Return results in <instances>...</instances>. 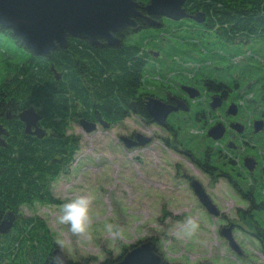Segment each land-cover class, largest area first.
Instances as JSON below:
<instances>
[{"label": "rangeland", "instance_id": "rangeland-1", "mask_svg": "<svg viewBox=\"0 0 264 264\" xmlns=\"http://www.w3.org/2000/svg\"><path fill=\"white\" fill-rule=\"evenodd\" d=\"M185 29L184 31H187ZM183 33V32H182ZM179 34V33H178ZM142 35V34H141ZM141 35L134 36L138 39ZM212 37V36H210ZM209 43H214L208 38ZM170 37L169 47L166 50L180 57L181 53L194 55L199 58V52L194 47L180 48L173 45ZM175 49L176 51H172ZM203 56L208 57L209 51L221 53V48L216 45L202 44ZM3 51L0 48V54ZM224 52V53H223ZM223 54L232 56L229 60V70L233 80L239 88L245 89L244 106L240 112L243 119H257L264 112V45L259 42H250L245 45H234L223 49ZM180 57H168L163 65L155 67L160 69L161 77L147 69L145 76V89L158 92L161 87L174 86L176 81L189 84V79L195 76L196 64L186 62ZM166 58V56H164ZM178 59V60H177ZM17 59H15V62ZM169 68L171 66L172 68ZM189 73V74H188ZM179 77V79H178ZM9 80L8 71L0 63V82ZM187 118V119H184ZM211 119V118H210ZM259 119V118H258ZM248 121V120H246ZM259 121V120H257ZM134 119L126 121L123 126L142 128ZM177 130L176 138L183 140L200 141L202 151L207 146L223 149L222 144H216L203 139L206 132L204 126L196 122L191 116L179 115L173 121ZM123 126H116L103 132L101 128L96 133H86L79 126H70L68 134L80 139L79 150L74 156V162L69 171L62 174L52 182L50 190L55 204L33 202L23 205L20 213L25 217L41 219L48 229L53 241L59 249L57 238L70 240L72 243L61 249L72 264H103L115 261L122 252L128 251L131 246L147 239L156 242L157 254L168 264H264V254L261 252L260 243L252 236L242 231H248L247 222L240 217L239 209L246 204L227 183L218 179L208 183V179L194 173L212 203L223 215L224 221L209 215L187 187L180 173L175 175V169L184 168L187 173L192 172L189 165L178 160L175 153L165 148L161 143H155L148 148L136 151H127L122 145H116L114 136L122 132ZM146 135L151 133L160 140L164 135L161 127L152 125L143 128ZM261 145L260 148L255 146ZM249 150L259 149L264 151V131H259L252 136ZM187 147L194 149L190 143ZM257 151V150H254ZM252 151V152H254ZM258 152V151H257ZM139 157L141 161L135 160ZM177 161L179 164L176 165ZM222 162V160H221ZM230 173V172H229ZM239 173L246 176L244 170L236 168L233 174ZM245 189L247 181L239 180ZM256 196L264 201V188ZM259 191V192H260ZM77 196H88L92 200L91 222L89 224L90 240L84 247L76 243V238L71 236L67 227L57 222V215L63 203ZM243 198V197H242ZM187 217H193L200 225L199 231L192 239L179 236L181 226ZM258 226L264 232V208L255 214ZM226 220L239 224L242 229L233 230V238L240 247L241 256L232 251L226 240L220 236V227ZM112 224L121 232L120 237L108 235L105 231L106 224ZM224 227V226H222Z\"/></svg>", "mask_w": 264, "mask_h": 264}, {"label": "trees", "instance_id": "trees-1", "mask_svg": "<svg viewBox=\"0 0 264 264\" xmlns=\"http://www.w3.org/2000/svg\"><path fill=\"white\" fill-rule=\"evenodd\" d=\"M134 1L143 7L149 0ZM183 9L192 21L201 15L203 20L197 26L202 25L204 33L225 44H264V0H186ZM157 22L159 27H146L142 19L137 20L141 37L136 39L133 31H124L116 36L118 43L113 46H95L68 37L66 48L57 47L44 57L32 54L11 31L0 27V63L9 76L0 82V103L2 107L9 103L13 114L29 105L41 108L48 120L43 127L51 132L36 139L25 136L16 119L9 125L11 141L0 153V223L7 214L15 217L10 230L0 235V264L48 263L57 248L48 229L41 219L16 213L33 202H57L51 182L79 150V139L67 135L70 110L90 109L110 121L126 116L129 101L146 86L145 49L154 39L162 38V29H154L156 34L152 31L161 27ZM185 28L188 26L175 24L167 30L170 36L183 40L175 34ZM248 201L252 200L248 197ZM259 232L255 237L264 246L262 228Z\"/></svg>", "mask_w": 264, "mask_h": 264}, {"label": "flooded vegetation", "instance_id": "flooded-vegetation-1", "mask_svg": "<svg viewBox=\"0 0 264 264\" xmlns=\"http://www.w3.org/2000/svg\"><path fill=\"white\" fill-rule=\"evenodd\" d=\"M185 3L186 1L182 5V9L184 8ZM146 16V13L140 10V17L135 20L136 24L137 20L142 19L146 23V27H150L145 21ZM185 16L186 17L180 21H174L167 17L151 16L150 18L155 19L161 23L160 28H152V31L154 34H156L154 29H162V38H156L153 42H150L149 46L145 49V55L148 60L146 70L148 68H151V71H153L159 78L161 77L160 69H155V67L157 65H163V61L167 60V56L173 58L180 57L175 53L172 54L171 52L166 51L169 47L168 43L170 37L174 41L173 45L179 46L180 48L187 49L194 47V49H196L195 51H198L200 54L199 58L196 59L194 57V55L196 54L191 56L188 55V52H192V50H188L186 51V53L180 54L185 56L183 58L187 59L186 62H194L196 64V70L194 71L195 76L190 77L189 84H182L181 82L176 81L174 86L166 85L165 87H161V90H159L158 92L141 89L137 96H135L134 99H131L129 101L128 112L126 116L120 121L105 120L99 112L96 111L94 113L93 111V113H91L90 109L87 112H83L80 109H77L75 112L70 110L67 115V135L74 136L72 134H68L70 126L73 124L79 126L78 122L80 120H84L94 125L95 129L93 133H96L97 131H99L100 128L103 132H106L112 129L113 127H121L126 121L134 119V121H136V123L140 124V126L142 127L140 131H138L136 128H128L123 126L121 134L117 133L114 136V141L116 145H122L124 146V148H126L127 143H136L138 140V136H140L141 139H149V142L143 146H133L131 148H126L127 151H136L139 149H146L150 145H154L155 143H158L160 141L159 143H161L163 147L172 150L178 160H181L182 162L186 163L191 168L192 172L189 173H187L184 168H179L180 171H178V169L176 168L175 175L178 176V174L180 173V177L193 194V181L198 182L203 187L202 183L195 178L194 173L207 178L208 183L216 182L218 179L223 180L235 192H237V194L241 196V199H243V201L245 202V208L239 209V211L241 216L240 218L245 220L248 224L247 227L249 232L243 230L239 224L229 222L226 219V223L221 225L220 229L222 228V226H228L232 224L233 230L237 227V229H242L244 233H247L254 239H256L255 236L257 234L261 235V233L259 232L261 228L258 226L259 223L255 218V214L257 212H260V210H262V207L264 208V201L262 199H258V197L256 196V194L264 188V151L263 153H260V150L257 149L260 148L261 145H256L255 147L257 148L255 149H251V146L249 150V152L251 153H249L248 155H245L244 151L249 149V142L251 141L252 136L255 135L253 127L254 122H257V120L262 121L263 126L261 132L264 131V112H262V114H259V117H257V119H243V116L242 114H240V112L244 106V94L246 91L245 89L238 87L237 82L233 80V77L230 73L229 60L232 56L230 55L229 57L228 54H223V49H225L226 47H232L234 45L236 46L242 44L247 45L249 43L237 42L236 44H225L220 40H216V38L210 37L209 35L204 33L205 29L202 28V25L197 26L200 25V23L192 21L190 16H187L186 14ZM175 24H183L188 26V28H185L188 29L187 31L183 30V33L178 32L179 34H175V36L179 35L180 37H183V40L170 36V33L167 29H169ZM197 29L200 32H196ZM124 31H133L134 35H137L139 33L138 27L136 29L126 28L121 32ZM121 32L115 33L113 34V36L116 38V36L119 35ZM208 38H212L214 43H209L208 41H206L208 40ZM204 43L208 46L211 45L212 47L214 45H216L217 47L219 46L221 48V53L209 51V56L204 57V49H202V44ZM100 44L106 45L105 42L102 40L99 41V45ZM172 51L175 52L176 50L172 47ZM164 56H166V58H164ZM183 58L180 57L179 59L182 60ZM169 68L172 67L169 66ZM149 100H155L162 105L175 109L170 112L166 117L164 126H159L151 122V119L148 117V114L146 112V103ZM29 108H33L38 116L36 128L44 132V135L41 138L51 135L50 129L48 127H43L48 124V120L47 118H43L41 108L29 105L27 108L21 109L17 111L16 114H13L10 109L9 103H6L4 107H2L0 103V127L2 130V132L0 133V153L2 151L7 150L9 142L11 141V128L9 127V125L13 124V120L16 119L17 122L21 125L24 134L25 126L24 123L19 120L18 115L20 114V112ZM229 108H234L235 113L227 114ZM139 109L144 110V112H141ZM181 114L191 116V118L194 119L196 122H200L204 125L202 127L204 131L206 129V132H204L202 137L203 139H205L204 142H206V140L214 144L220 142V144H222L223 146V149H221V147L220 149H217L212 148L211 146H206L205 149L202 151L200 141L194 143L196 141L188 140L184 142L183 140H178L176 138L177 130L174 129L172 121ZM217 124H220L223 127V136L219 140H213L208 137L207 133L212 127ZM233 124H238L241 127L242 132L238 133L236 129L232 128ZM152 125L161 127L164 130L165 133L163 137L160 138V140H157L155 134L151 133L150 135H146V133L144 132L143 128H147ZM31 131L33 132L35 131V129L32 128ZM24 135L29 136L31 138L41 139L37 138L35 135ZM123 138H126L128 140L127 143L124 142ZM189 143L191 146L194 147V149L191 147H187ZM254 150H257L258 152ZM74 156L72 161L68 165L61 168L60 174L53 181L59 178L62 174L69 171L70 166L74 162ZM135 160L138 161V163L141 162L139 160V157H135ZM246 160H250L248 166L245 163ZM177 164H179L178 161L174 166H177ZM241 167L244 170L246 176L240 175L239 173L233 174L236 168ZM248 167H250V169ZM237 178H239V180L247 181V187L245 189H243V187L239 184ZM203 189L207 194L204 187ZM259 193H261V191ZM207 196L209 197L208 194ZM248 197L252 200L251 202L248 201ZM209 199L212 202V199L210 197ZM252 202L254 204V207L252 206ZM200 207L202 206L200 205ZM16 214L17 216H23L20 211ZM7 215H5V217ZM11 215L15 217L14 214ZM215 218L222 220L223 215L220 213L219 216ZM145 241L153 242L156 248L157 245L154 239H147ZM256 241L260 243L258 239H256ZM142 242H139L138 244ZM260 245L261 247H263L261 249V252H263L264 254L263 243H260ZM162 260L164 264H168V262H166L164 259ZM201 264L210 263L204 262Z\"/></svg>", "mask_w": 264, "mask_h": 264}, {"label": "water", "instance_id": "water-1", "mask_svg": "<svg viewBox=\"0 0 264 264\" xmlns=\"http://www.w3.org/2000/svg\"><path fill=\"white\" fill-rule=\"evenodd\" d=\"M186 0H149L143 8L134 0H0V27L11 31L24 46L34 55L44 57L52 53L57 47H67V38H76L88 41L91 45L98 46L99 41H104L107 46L117 45L113 34L126 28L136 29L135 20L140 17V10L146 13L145 21L150 27H159V23L151 16L167 17L174 21L184 19L185 13L182 5ZM201 15L194 21L202 22ZM58 79V77H56ZM172 109L155 100L146 103V112L151 122L164 126L166 117ZM234 108H229L227 114H234ZM18 118L24 123V134L35 135L41 138L44 132L36 128L38 116L33 108L20 112ZM81 129L86 133L94 131V125L80 120ZM263 122H254V132L262 130ZM238 124L232 128L238 133L242 129ZM34 128L35 131H31ZM2 132L0 127V133ZM208 137L219 140L223 136V127L220 124L212 127ZM136 143H127L126 148L143 146L149 139L137 137ZM250 160H246L248 166ZM250 169V167H248ZM193 192L199 204L206 212L218 217L220 212L211 202L203 187L196 181L192 182ZM14 217L8 214L0 223V235L6 234L12 227ZM233 225L220 229V236L226 240L229 248L238 256L241 255L240 247L233 238ZM47 264H72L64 252L56 248L51 254ZM107 264H164L157 254L155 244L145 241L131 246L119 260Z\"/></svg>", "mask_w": 264, "mask_h": 264}, {"label": "clouds", "instance_id": "clouds-1", "mask_svg": "<svg viewBox=\"0 0 264 264\" xmlns=\"http://www.w3.org/2000/svg\"><path fill=\"white\" fill-rule=\"evenodd\" d=\"M91 212L92 200L88 196H77L63 203L57 215V222L67 227L68 232L76 238V243L81 247L90 240ZM199 229L197 221L193 217H187L177 234L184 239H192ZM105 231L113 237L121 236L120 230L110 223L105 225ZM71 243L70 240L57 238V244L61 249L70 246Z\"/></svg>", "mask_w": 264, "mask_h": 264}]
</instances>
